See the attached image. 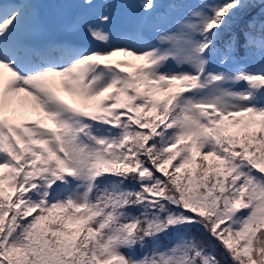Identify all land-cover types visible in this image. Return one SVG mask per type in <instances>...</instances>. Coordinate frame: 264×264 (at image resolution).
I'll use <instances>...</instances> for the list:
<instances>
[{"label":"trees","instance_id":"16d2710c","mask_svg":"<svg viewBox=\"0 0 264 264\" xmlns=\"http://www.w3.org/2000/svg\"><path fill=\"white\" fill-rule=\"evenodd\" d=\"M193 1L209 16L179 60L264 62V0H152L151 15ZM187 92L146 68L132 74L138 117L118 110L92 125L101 154L88 161L83 206L63 202L68 180L38 150L9 145L0 264H264V79L233 127L220 106L188 112Z\"/></svg>","mask_w":264,"mask_h":264},{"label":"rangeland","instance_id":"374dc122","mask_svg":"<svg viewBox=\"0 0 264 264\" xmlns=\"http://www.w3.org/2000/svg\"><path fill=\"white\" fill-rule=\"evenodd\" d=\"M147 3L148 0H13L18 13L36 19L40 44L52 46L53 38H66L69 44L72 40L85 50L90 62L86 84L75 99L43 101L42 114L13 111L12 105L0 101V190L4 194L9 196L14 187L11 161L3 147L4 140H11L39 150V160L46 168L60 169L69 183L63 201L83 206L88 161L98 157L101 150L94 143L96 129H91L88 137L82 128L87 122L103 124L118 109L136 117L128 80L135 71L146 68L151 76L174 84L177 93L188 89V112L204 105L220 106L232 127L241 110L252 109L254 82L264 79V63L234 62L227 69V62L218 60L210 62L201 73L192 71L188 61L179 59L187 50L191 30L209 16L207 9L193 1L171 7L164 18L137 20ZM196 9L189 22L185 16ZM116 45L119 51L111 48ZM33 58L18 65L2 62L0 77L14 82L34 81L40 86L48 77V63L39 61L36 55ZM81 130L86 137H81Z\"/></svg>","mask_w":264,"mask_h":264},{"label":"bare ground","instance_id":"6f19581e","mask_svg":"<svg viewBox=\"0 0 264 264\" xmlns=\"http://www.w3.org/2000/svg\"><path fill=\"white\" fill-rule=\"evenodd\" d=\"M38 40L35 18L18 13L13 0H0V65L2 62L10 65L26 61L33 54H27L26 50ZM66 40L61 38V45L69 44ZM70 46L74 48L73 53L62 54L48 62V77L39 83L40 86L34 81L14 82L0 77V101L12 105L13 111L27 113L30 110L42 114L40 104L43 101L75 99L86 84L90 59L80 46ZM111 48L121 49L117 45Z\"/></svg>","mask_w":264,"mask_h":264}]
</instances>
